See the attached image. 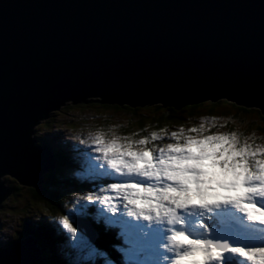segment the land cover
I'll return each instance as SVG.
<instances>
[{
	"label": "water",
	"instance_id": "obj_1",
	"mask_svg": "<svg viewBox=\"0 0 264 264\" xmlns=\"http://www.w3.org/2000/svg\"><path fill=\"white\" fill-rule=\"evenodd\" d=\"M218 100L264 116V0H0V208L1 177L37 189L54 169L32 133L67 103ZM38 261L31 234L0 244V264Z\"/></svg>",
	"mask_w": 264,
	"mask_h": 264
},
{
	"label": "snow or ice",
	"instance_id": "obj_2",
	"mask_svg": "<svg viewBox=\"0 0 264 264\" xmlns=\"http://www.w3.org/2000/svg\"><path fill=\"white\" fill-rule=\"evenodd\" d=\"M88 139L98 155L86 171L118 179L106 185L114 195L82 199L99 202L127 234L130 264H264V144L209 132L203 122L137 139L101 131ZM61 222L75 239L69 218ZM77 248L94 252L86 242Z\"/></svg>",
	"mask_w": 264,
	"mask_h": 264
},
{
	"label": "rangeland",
	"instance_id": "obj_3",
	"mask_svg": "<svg viewBox=\"0 0 264 264\" xmlns=\"http://www.w3.org/2000/svg\"><path fill=\"white\" fill-rule=\"evenodd\" d=\"M209 104L207 102L202 104L196 109L193 117L188 115V110L184 111L183 114L187 116L181 120L176 118L175 120L177 121L174 120V124L171 127H167L166 124L158 127L155 125V122H153L154 119L148 117L160 115L163 112L161 109L156 110L151 107L145 110H138L136 117L142 115L148 118L142 120V125H140L137 123L138 121L134 118V115L127 110L113 107H101L98 103L75 105L67 103L60 110L52 112L47 118L35 125L32 136L34 137L35 134H37V136H44L46 141L55 145V150L58 152L64 153L65 155L71 153V155H73L72 157L79 156L84 158V162H76V165L80 167L76 170H79L81 174L87 177H90V175L86 171V165L98 155L93 151V146L88 137L89 133H95L96 131H101L107 136L115 134L120 137L129 136L133 139H137L140 136L148 135L152 131H159L160 128H164L166 131L170 132L176 130L180 126H198L203 122L209 132H236L239 136H242V139L252 137L254 143L264 144V139L260 136V133L257 132V125L262 124V120L257 111L252 110L251 112H243L235 108L234 105L232 106L223 101L216 103V105H212V103ZM210 108L215 109L209 110ZM170 121L171 120H167L166 122ZM126 126H129V128L124 130L123 128ZM243 132H245V134H243ZM81 140H85L86 143H81ZM37 142L38 140L36 143ZM63 150H66V153ZM63 171L62 173L64 174L68 172V169L64 168ZM42 177H44V174ZM110 179L114 180L112 178ZM1 183L5 188L11 190L0 208V237L3 239V242L9 239V235H11V238L14 240H19L22 234L26 235L23 233L25 219H30L32 223L34 220H46L54 216V214H50L47 211L41 214L38 202L33 199V190L39 191L43 185L42 182L37 189H34L29 186L20 185L13 178L6 175L1 177ZM59 187L62 193L66 191V200L68 201V212L67 208H65L64 213L67 214L68 218L70 217V223L77 229V236L75 239L65 229L66 232L64 235L67 239L65 240L66 243L62 244L63 246L60 250L64 248L66 252L72 253L76 259H80V261L84 263L83 260L93 258L97 252L88 237L82 233L81 228L79 229L71 222V216L75 215H71L70 212H73V208L77 205L84 207L82 203L85 202L82 196L86 195V193L84 192L82 194L81 191H71L67 189L69 187H65V185H59ZM106 193H110V191L104 188L101 194L97 192L93 197L105 195ZM108 195L114 194L110 193ZM77 201H79V203H77ZM94 207L104 209V206L99 204V202L94 203ZM56 220L62 224L60 217ZM91 237L93 238L94 235L91 234ZM81 242H86L87 246L94 250L93 254L87 255L81 251H77V244ZM58 245L61 246V244ZM44 253H48V251L45 252L44 250ZM98 257H100V254ZM69 263L74 264L75 262L70 261ZM104 263L108 264V261Z\"/></svg>",
	"mask_w": 264,
	"mask_h": 264
},
{
	"label": "trees",
	"instance_id": "obj_4",
	"mask_svg": "<svg viewBox=\"0 0 264 264\" xmlns=\"http://www.w3.org/2000/svg\"><path fill=\"white\" fill-rule=\"evenodd\" d=\"M223 101L226 102L227 104L234 105L235 108L243 111V112H248L255 110L257 113L260 115V118L262 120L261 125H257V132L260 133V136L264 139V116H262L259 112L258 109L254 108H244L241 106L236 105L233 102H229L227 100H219L216 102H210L207 101V103L212 105H216V103ZM206 102H201L197 104H191V105H186L183 107L181 110H174L169 107L163 108L160 105H153V106H145V107H129L127 105L123 106H118V105H108V104H99L101 107H113L121 110H127L134 115V118L138 121L137 123L142 125V120L152 118L154 119L153 122H155V125L160 127L161 125L166 124L167 127H171L174 124V120L177 119H183L185 116L183 112L188 110L187 113L189 116H194L196 109H198L202 104ZM209 104V105H210ZM154 108L156 110L161 109L163 111L160 115L153 116V117H144V116H139L136 117L137 111L138 110H145L147 108ZM215 108H210L209 110H214ZM167 120H171L170 122H166ZM177 121V120H175ZM129 128V126L124 127L123 129L126 130ZM245 134V132H243ZM34 137L38 140L39 143L41 144H47L51 147L52 156L55 159V167L52 171L46 172L43 177L42 181V186L39 191L33 190V199L36 200L39 204V211L41 214H44L45 211L49 212L50 214H54V216H51L50 220H39L38 222H32L30 219H25L24 223V228L26 229L27 234L33 235L34 238L37 240V245L41 251V256L44 264H70V261H74L76 264H89V263H94V264H100L101 262L97 260L96 262H90L89 260H83L84 263L80 261V259H75L74 257L71 258V254L66 252L64 249L61 251L58 250V244H61V247L63 246L62 244H65V240L67 239L64 233L61 231L60 228V223L56 220L59 217L67 216L65 214V208H67L68 212V201L67 196L65 194L66 191L63 193L60 191L59 185H65V187H69L67 189L71 191H85L89 190V184H95L96 180L94 182H79L80 177L76 175V172L78 169L77 168V157H72L73 155L67 154L65 155L64 153L58 152L55 150V145L50 144L48 141H46V138L44 136H37V134L34 135ZM242 138V136H240ZM159 143V141H157ZM52 145V146H51ZM62 150V149H61ZM66 153V150H63ZM78 151V150H77ZM64 168H68V172H65L64 174L62 172ZM58 171V172H56ZM61 180V181H60ZM105 184H107L108 179L107 177L101 179ZM88 186V187H87ZM97 188V187H96ZM67 204V205H66ZM78 205L73 208V214L76 215H81L85 216L88 218V220H91V224L94 225V227L100 230H103V227L106 226V224L103 221H100V217L102 216L99 212L98 215H95V211L93 210V206H90L88 209L87 208H79V211L77 210ZM41 209V210H40ZM38 211V212H39ZM92 217L90 219L89 217ZM74 223V222H73ZM108 229V228H107ZM104 231V230H103ZM109 236H112L110 238L108 237L105 233L103 235H99L98 239L96 240V244L99 245L100 247H105V248H110L111 244L114 243L113 238L117 237L115 239V243L117 246H119L121 243L119 241V238L117 236V233L113 228H109L107 231ZM23 235H21L22 237ZM104 237V238H103ZM97 238V236H96ZM13 241V240H12ZM101 242V243H100ZM99 248V247H98ZM48 251V253H44ZM65 252V253H64ZM112 253L115 255V258L118 259V255L114 250H112ZM119 255H121L120 252H118ZM89 262V263H86ZM74 263V264H75Z\"/></svg>",
	"mask_w": 264,
	"mask_h": 264
},
{
	"label": "bare ground",
	"instance_id": "obj_5",
	"mask_svg": "<svg viewBox=\"0 0 264 264\" xmlns=\"http://www.w3.org/2000/svg\"><path fill=\"white\" fill-rule=\"evenodd\" d=\"M219 101V100H218ZM53 153V152H52ZM233 213H236L233 209L231 210ZM107 214V213H106ZM108 215V214H107ZM236 215H239V216H242L240 213H236ZM90 219H92V217L90 216L89 217ZM88 219V218H87ZM90 222H91V220H89ZM91 225V227L96 231L97 229L94 227V225H92V224H90ZM119 230V232L120 233H122L123 234V232L124 231H122L121 230V228H119L118 229ZM117 236H118V238H119V241H120V245L119 246H117V248L119 249V250H125V248L127 247V241L129 240V238L127 237V235L125 236V237H123V235L120 237V235H119V233H117ZM104 238V237H103ZM40 250V249H39ZM122 255V254H121ZM234 259H236V260H232L231 262H229V264H237V259L238 258H234ZM40 260H41V262H43V260H42V256H41V251H40ZM40 261H38L37 262V264H42ZM235 262V263H234ZM43 264H44V262H43Z\"/></svg>",
	"mask_w": 264,
	"mask_h": 264
},
{
	"label": "clouds",
	"instance_id": "obj_6",
	"mask_svg": "<svg viewBox=\"0 0 264 264\" xmlns=\"http://www.w3.org/2000/svg\"><path fill=\"white\" fill-rule=\"evenodd\" d=\"M35 138V137H34ZM36 139V138H35ZM36 143V142H35ZM33 222H35V220L33 221ZM24 230H25V228L23 229V233H24ZM23 236L22 237H20V239H22V238H24L26 235H24V234H22ZM9 239L6 241V242H3V239H2V241H0V244L2 245V246H6V245H9L11 242H12V240H14V239H12L11 238V235H9V237H8ZM2 243H5V245L4 244H2Z\"/></svg>",
	"mask_w": 264,
	"mask_h": 264
}]
</instances>
